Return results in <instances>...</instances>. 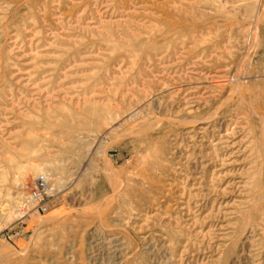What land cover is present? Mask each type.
Returning <instances> with one entry per match:
<instances>
[{"label": "rangeland", "instance_id": "obj_1", "mask_svg": "<svg viewBox=\"0 0 264 264\" xmlns=\"http://www.w3.org/2000/svg\"><path fill=\"white\" fill-rule=\"evenodd\" d=\"M0 264H264V0H0Z\"/></svg>", "mask_w": 264, "mask_h": 264}, {"label": "bare ground", "instance_id": "obj_2", "mask_svg": "<svg viewBox=\"0 0 264 264\" xmlns=\"http://www.w3.org/2000/svg\"><path fill=\"white\" fill-rule=\"evenodd\" d=\"M41 182V181H40Z\"/></svg>", "mask_w": 264, "mask_h": 264}]
</instances>
